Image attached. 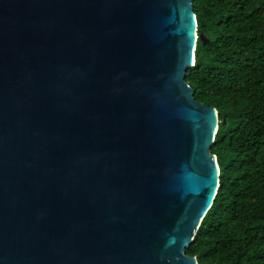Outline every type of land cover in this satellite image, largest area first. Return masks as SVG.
I'll list each match as a JSON object with an SVG mask.
<instances>
[{
	"label": "water",
	"instance_id": "obj_1",
	"mask_svg": "<svg viewBox=\"0 0 264 264\" xmlns=\"http://www.w3.org/2000/svg\"><path fill=\"white\" fill-rule=\"evenodd\" d=\"M197 29L192 0H0V264H198Z\"/></svg>",
	"mask_w": 264,
	"mask_h": 264
},
{
	"label": "trees",
	"instance_id": "obj_2",
	"mask_svg": "<svg viewBox=\"0 0 264 264\" xmlns=\"http://www.w3.org/2000/svg\"><path fill=\"white\" fill-rule=\"evenodd\" d=\"M186 81L215 106L220 183L186 253L198 264H264V0H192Z\"/></svg>",
	"mask_w": 264,
	"mask_h": 264
}]
</instances>
